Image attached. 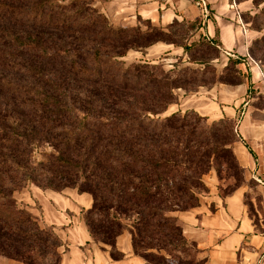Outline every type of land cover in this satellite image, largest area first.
I'll return each mask as SVG.
<instances>
[{"label":"trees","instance_id":"16d2710c","mask_svg":"<svg viewBox=\"0 0 264 264\" xmlns=\"http://www.w3.org/2000/svg\"><path fill=\"white\" fill-rule=\"evenodd\" d=\"M141 23L144 29L113 25L92 0H0L1 256L59 264L60 238L14 198L29 184L89 194L81 217L112 259L122 257L115 241L125 230L146 264H174L168 249L190 245L199 253L176 214L208 192L202 176L213 159L232 157L230 119L208 124L192 110L163 114L177 103L175 89L207 84L197 78L218 50L204 39L171 40L184 23L174 20L166 30ZM258 41L249 45L250 56ZM157 43L182 48L189 63L204 68L164 70L158 61L122 59ZM212 48L210 56L194 57ZM237 63L228 59L219 74L225 79L214 75L209 86L242 83ZM42 146L50 151L38 159L34 152Z\"/></svg>","mask_w":264,"mask_h":264},{"label":"crops","instance_id":"0c3cea01","mask_svg":"<svg viewBox=\"0 0 264 264\" xmlns=\"http://www.w3.org/2000/svg\"><path fill=\"white\" fill-rule=\"evenodd\" d=\"M107 19L116 26L140 25L143 21L151 26L166 30L175 20L191 28L186 40L205 41L215 44L218 58L213 62L222 71L228 59H237L236 68L244 81L238 85L214 83L198 97L199 91L186 95L181 105L193 107L203 116H233L236 108L243 103L248 80H259L260 67L249 55V45L258 32L249 29L241 19L245 4L237 0H206L208 14L203 17L198 8L189 0H92ZM161 47L156 50V47ZM153 51L167 52L170 44H154ZM180 48V47H179ZM182 50V48H180ZM154 62L155 60H150ZM249 76V77H248ZM258 83V82H257ZM210 96L214 99L210 100ZM205 99V100H203ZM247 118V117H246ZM243 118L240 133L251 143L252 149L264 155V144L258 145L263 128L258 123H250ZM249 123V124H248ZM240 144V143H238ZM241 158L247 159L244 146L237 145ZM244 151V152H243ZM249 154V153H248ZM253 167L256 180L262 189V212L264 215V158L255 161L247 159ZM208 192L200 195L198 205L186 211L177 212L183 235L195 244L204 264H264V223L254 220L243 203L242 192L219 195L214 183H206ZM28 195V196H27ZM20 201L36 217L39 224L51 226L62 245L59 264H146L135 255L131 246V236L123 231L116 237V249L122 253L120 259H112L107 248L93 241L81 217V209L91 205L87 193L73 189L56 192L39 187L31 188ZM257 212V211H256ZM0 264H22L0 255Z\"/></svg>","mask_w":264,"mask_h":264},{"label":"rangeland","instance_id":"374dc122","mask_svg":"<svg viewBox=\"0 0 264 264\" xmlns=\"http://www.w3.org/2000/svg\"><path fill=\"white\" fill-rule=\"evenodd\" d=\"M69 1V0H66ZM87 1V0H86ZM89 1V0H88ZM238 2H242L245 4L244 11L242 14V19L247 23L248 27L253 28L254 31L258 32L257 39L259 40L256 42L253 46L251 56L252 59L260 65V71H259V80L250 82L248 80L247 85V92L244 95L243 103L236 108V112L233 116H229L226 114L218 115V116H203L201 113L193 109V107L181 105L183 103L184 98L186 95H192L194 92L199 91L198 97L206 95L203 93L208 87H211V81L215 76H219V79H225V75H219L220 71H218V67L215 65V63H210L206 65L204 68L202 65L189 63L187 61V56L183 53V51L179 47H174L170 49L169 53H159L160 51H153L151 47L153 45L140 50H129L125 57L122 59L125 61V63L135 62L138 60H152L160 62L163 64L164 70L173 69V66L175 68H183V67H191V68H204L203 76H199L197 78V81H204L207 83L204 86H198L195 88L194 91H187L185 92L184 89L178 88L174 90V94L177 97V103L172 104L168 106V108L165 110L163 116H167L171 114L172 112H180L181 114L185 112V110H192L195 111L199 116L203 117L206 122L209 124L213 121L219 120L221 118H229L230 119V125L231 130L233 132V140L230 144V150L232 157L224 156L223 158H216L213 159V162L211 164L210 169L206 174L202 176V180L204 184L207 186L206 183H214V187L216 188L219 195H227L231 194L234 191L238 190L242 192L243 195V203L245 205V208L248 212V214L254 218L256 221L257 219H260L258 216V213H260L262 222L264 223V215L262 212V189L259 187V182L256 180V175L254 174L253 167H249V163L247 162V159L250 160L253 159H259V157L264 158V155L258 154L257 149L256 151L252 149L251 143L247 140V138H244L240 133V127L242 125L243 118H246L247 121L249 120L250 123H258L263 128V135L262 138H258V145L260 146V143L264 144V0H257V4L254 3L252 0H237ZM189 27H186L184 25H180L176 31V34H174V37H170L171 40H175L178 43L182 42L185 43V41L189 37L190 33ZM155 38L153 35L151 39ZM162 44V43H157ZM156 44V45H157ZM161 48L156 47V50H162ZM215 49V48H214ZM214 49L210 50H200L195 54L194 57L198 58H206L208 55L210 56ZM144 52V54H143ZM262 65V66H261ZM246 77V75H244ZM249 77V76H248ZM227 78V77H226ZM186 81H189V78L186 76L184 78ZM229 79V78H228ZM258 82V83H257ZM214 83H217L214 82ZM188 88L194 87L192 83H189L188 85H185ZM210 100H213L212 96H210ZM205 100V99H203ZM249 124V123H248ZM240 143L242 146L245 147L246 151L249 153H246L247 159L244 160V158H241L238 150L237 145ZM50 151L49 146H42L35 150V156L40 159L42 157V152H48ZM37 187L32 184L27 185L23 189L14 192V198L16 200V203L18 206H24L23 202L20 201L21 196L23 194H29L31 188ZM41 189V188H40ZM66 189H73L77 191L75 188H66ZM44 190V189H43ZM50 190V189H47ZM78 192V191H77ZM28 196V195H27ZM200 196V195H199ZM199 198V197H198ZM26 208V207H25ZM257 211V212H256ZM173 263L176 264V260L182 259V260H193V259H201L200 255L195 252L192 246L188 245V247L182 252V251H171L168 249ZM162 254L167 256V253L164 251H161ZM176 259V260H175Z\"/></svg>","mask_w":264,"mask_h":264},{"label":"built area","instance_id":"2783aa9c","mask_svg":"<svg viewBox=\"0 0 264 264\" xmlns=\"http://www.w3.org/2000/svg\"><path fill=\"white\" fill-rule=\"evenodd\" d=\"M189 1L198 8L200 14L203 17L207 16L208 9H207V1L206 0H189ZM251 264H259V261L253 262Z\"/></svg>","mask_w":264,"mask_h":264},{"label":"bare ground","instance_id":"6f19581e","mask_svg":"<svg viewBox=\"0 0 264 264\" xmlns=\"http://www.w3.org/2000/svg\"><path fill=\"white\" fill-rule=\"evenodd\" d=\"M244 152V151H243ZM245 160V159H244Z\"/></svg>","mask_w":264,"mask_h":264}]
</instances>
